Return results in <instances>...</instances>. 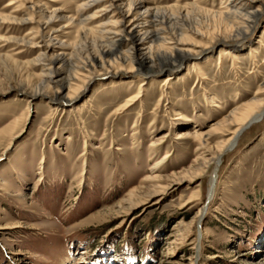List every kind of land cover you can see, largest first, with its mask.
Returning a JSON list of instances; mask_svg holds the SVG:
<instances>
[{
	"label": "rangeland",
	"instance_id": "1",
	"mask_svg": "<svg viewBox=\"0 0 264 264\" xmlns=\"http://www.w3.org/2000/svg\"><path fill=\"white\" fill-rule=\"evenodd\" d=\"M9 1L0 0V12L14 9H4ZM15 1V6L27 3ZM34 1L47 12L63 9L58 38L71 44L66 49L78 66L93 51L101 54L103 44L83 35L70 17L85 18L93 31L119 20L114 12H101L104 1L82 17L78 5L88 0ZM176 2L185 3L147 4ZM201 6L216 12L229 1L206 0ZM176 16L172 27H183L198 48L229 31L212 15ZM11 25L0 24V264H264V115L222 157L213 198L215 164L195 183L145 197L156 183L149 180L152 175H173L198 159L199 140L182 138L183 131L212 130L208 142L215 145L235 127L216 123L264 98V17L246 42H217L197 60L199 66L210 60L201 66L204 80L184 66L161 96L167 73H159L125 110L121 106L137 90L125 70L94 81L75 104L58 108L47 97L31 102L21 89L32 90L42 69L23 62L37 51L21 52L16 41L4 38L27 36L37 23ZM165 133L164 142L152 147ZM131 193L141 199L139 205L124 201Z\"/></svg>",
	"mask_w": 264,
	"mask_h": 264
},
{
	"label": "bare ground",
	"instance_id": "2",
	"mask_svg": "<svg viewBox=\"0 0 264 264\" xmlns=\"http://www.w3.org/2000/svg\"><path fill=\"white\" fill-rule=\"evenodd\" d=\"M148 1L88 0L78 5L77 11L81 17L86 10L101 2L104 3L101 12L106 14L114 12L119 17L113 27H102L97 31H93V29L86 26L85 18L76 20L75 17H70L69 20L79 27L83 35H92L93 42L103 44L100 50L101 54L96 55L94 51L93 53L90 52L91 54L87 55L79 66L74 63L73 54L66 49L71 47V44L58 38L61 27L56 24L64 18L60 14L63 9H54L47 12L41 6V3L34 0H25L26 4L20 3L16 6L17 1H9L4 9H11L12 7L14 9L8 12H4V10L0 12V24H6V29L13 28L11 24L16 22L37 23L34 31L29 32L27 36L20 38L8 36L4 38L6 41H16L21 46V52L29 49L37 51L32 60L23 62V65L38 66L42 69V72L39 75H34L36 83L33 85L32 90H28L25 86L21 91L29 97L31 102L39 97H47L50 102L57 104L54 107H65L68 103L75 104L81 97L80 94L97 79L116 76L121 70H125L126 74H131L128 75L131 78V84L136 82L137 86V90L128 96L120 108V110H125L141 99L142 93L145 91L144 86L151 83L152 78L159 73H167L160 85L161 96L164 94L165 89L170 87L177 71L184 66L187 72L192 68L196 69L198 77L204 80L205 71L201 66L210 60L207 59L201 66L197 64V60L211 53L217 42L225 43L232 39L239 40L240 43L246 42L254 34L257 24L264 17V0H228L229 6L216 12L201 6L203 1L206 0H193L192 2L178 0L180 2L185 1V3L176 2L173 5L162 7L148 6ZM191 13L212 15L229 31L222 36H220L221 34L213 35L204 46L198 48L196 44L189 42L190 38L187 35L183 34V27H172L171 25L175 17H178L177 14H183L187 17ZM196 33L202 34L200 31ZM228 49L225 50V53L230 52L233 61H237L238 55ZM122 62L125 63L126 68L122 67ZM81 72H85L83 80H80L79 74ZM74 81L81 83V85L73 84ZM262 92L264 93V89ZM212 105L218 106L216 103H212ZM263 115L264 98L246 103L244 109L239 113L237 109L234 110L226 120L215 125L222 126L224 123L230 122L235 127L226 130L229 132L227 134L228 138L212 146L208 142L212 130L208 132L183 131L182 138L193 137L199 140L196 146V150H200L197 154L199 155L198 159L188 168L173 173V175L167 177L152 175L149 180L156 183L145 191V197H148L149 200L150 198H159L176 185L181 184V182L195 183L208 173L212 164H215L216 170L211 174L209 186V198H213L218 176L217 167L221 163L222 157L235 148L242 132ZM167 135L168 133H165L154 140L151 146L163 143ZM202 149L203 152L201 153ZM160 162H162V159L157 162L156 166ZM199 190L191 197H198ZM134 196V193H131L124 200L129 204V207L141 203V199H136ZM205 214L206 210L200 211L199 223L204 220ZM1 228L2 226H0Z\"/></svg>",
	"mask_w": 264,
	"mask_h": 264
}]
</instances>
